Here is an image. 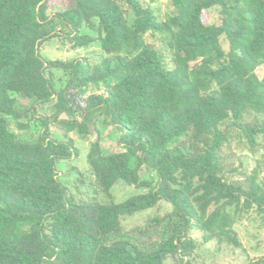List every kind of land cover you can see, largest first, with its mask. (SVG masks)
Returning <instances> with one entry per match:
<instances>
[{"label": "trees", "instance_id": "1", "mask_svg": "<svg viewBox=\"0 0 264 264\" xmlns=\"http://www.w3.org/2000/svg\"><path fill=\"white\" fill-rule=\"evenodd\" d=\"M69 1L0 0V264H192L193 230L238 247L235 220L249 208L264 219V174L231 175L224 150L235 135L264 165V0H170L164 20L140 0ZM213 6L218 23L202 17ZM54 37L104 55L45 58ZM70 133L94 135L85 158L104 200L75 199L59 179L57 162L78 154ZM118 179L146 190L115 201ZM159 201L170 208L123 230Z\"/></svg>", "mask_w": 264, "mask_h": 264}, {"label": "rangeland", "instance_id": "2", "mask_svg": "<svg viewBox=\"0 0 264 264\" xmlns=\"http://www.w3.org/2000/svg\"><path fill=\"white\" fill-rule=\"evenodd\" d=\"M54 4H51L49 10L56 9L62 4H69V0H51ZM59 1V2H58ZM144 5H149L157 16L158 20L166 19L173 10L170 0H140ZM131 14L129 13V19ZM203 20L211 23L219 22L218 7L213 6L207 11H204ZM81 31L93 33L91 29L82 27ZM221 46L226 49L227 42L224 36L220 37ZM40 53L45 58H59L63 60H69L78 56H86L90 61H99L100 57L104 55L99 49L96 43H90L85 47L71 48L69 44L62 40L61 37H54L48 41H45L40 46ZM262 67L257 68V73L261 74ZM53 74L56 79V83L62 82L64 77L62 74L53 70ZM17 105H23L27 103V98L16 95ZM99 128L102 133L101 143L105 150H117L116 145L117 131L115 129L108 128L107 125L99 121ZM36 128L34 126L27 127L17 132L24 137H31L34 135ZM51 135L55 138H61V133L54 126H50ZM77 149L78 154L75 157H71L67 160H60L56 166L58 169L59 179L67 185L69 191L75 199L87 198L91 195L98 199L104 200L105 197L102 193L95 191V188L91 184V176L87 170V163L85 154L88 149L89 141L94 138L91 134L85 138H80L75 133H70ZM228 155V161L232 166H235L238 170L231 173L233 176H241L245 172H250L252 169L258 171L259 175L264 174V165L261 158L262 149L257 152L250 151L243 141L237 140L235 135L232 137L231 142L227 149L224 150ZM77 171L82 173L84 182L77 180L79 176ZM139 176L141 179L150 178L151 173L148 169L142 167L139 170ZM146 188L143 186H136L127 184L121 179H118L111 187L115 201H122L129 195L143 192ZM170 205L164 201H159L154 207L142 209L136 211L130 215L122 217L121 224L125 231H128L135 225L142 224L147 217L154 215L155 213H163L168 210ZM233 229L240 241L238 247H232L225 243H217L216 240H208L200 242L201 238L199 233L195 230L191 232L192 236L196 237L199 241L197 248L194 251L192 257V264H264L256 262L258 258L264 259V219L256 213L254 208H249L241 216H239L233 223ZM145 236V235H144ZM174 261L168 258L165 264H173Z\"/></svg>", "mask_w": 264, "mask_h": 264}]
</instances>
